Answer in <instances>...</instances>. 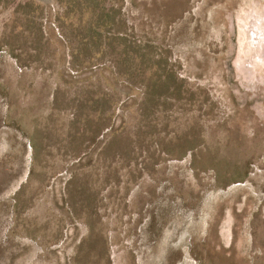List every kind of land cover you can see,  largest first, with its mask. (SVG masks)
<instances>
[{"label":"rangeland","instance_id":"1","mask_svg":"<svg viewBox=\"0 0 264 264\" xmlns=\"http://www.w3.org/2000/svg\"><path fill=\"white\" fill-rule=\"evenodd\" d=\"M62 3L0 0V264H264V0Z\"/></svg>","mask_w":264,"mask_h":264},{"label":"trees","instance_id":"2","mask_svg":"<svg viewBox=\"0 0 264 264\" xmlns=\"http://www.w3.org/2000/svg\"><path fill=\"white\" fill-rule=\"evenodd\" d=\"M57 1V3L59 4V5H61V8H62V12H61V15H59V22H58V25H59V27L62 29V26H63V20H65V23L67 22V19H66V17H65V13H67V11H66V9H65V7H64V5H63V3H62V0H56ZM62 5H63V7H62ZM66 11V12H65ZM65 12V13H64ZM69 12V11H68ZM110 16V15H109ZM90 21H91V24H92V27H94V28H97V27H106L107 26V22H109L110 21V19H111V17H109V19L107 18V20L108 21H106V23H105V21H104V19H103V13H101V12H99V13H97V15L94 17V18H88ZM69 22H70V19H69ZM70 24H73V21L71 20V22H70ZM86 24H87V22H86ZM88 26V25H87ZM88 28H89V26H88ZM72 29V28H71ZM78 37L80 38V35H78ZM90 38V37H89ZM88 38V39H89ZM95 38H96V40H99V41H101L102 40V37L100 36V33H97L96 35H95ZM88 46H89V44L87 45V46H85V45H82V47H83V49H85V50H88L89 48H88ZM82 47H81V49H82ZM80 49V50H81ZM127 58H129L128 56H124V57H121L120 58V60H121V63L120 64H122V65H119V68L120 69H123V70H121V72L124 74V75H126V78L127 79H130L131 78V75L129 74V71H128V68L126 67L127 65H126V62H125V60L127 59ZM73 60V59H72ZM74 61V60H73ZM78 63H81V62H78ZM96 103L98 104V101H96ZM104 117V116H103ZM102 117V118H103ZM105 121V119H102V121H101V124L102 125H100V130L98 129V131H103V129L105 128V125L103 124V122ZM97 132V131H96Z\"/></svg>","mask_w":264,"mask_h":264}]
</instances>
